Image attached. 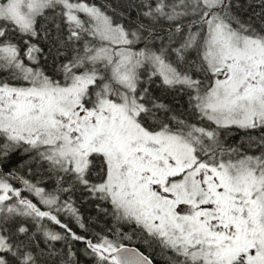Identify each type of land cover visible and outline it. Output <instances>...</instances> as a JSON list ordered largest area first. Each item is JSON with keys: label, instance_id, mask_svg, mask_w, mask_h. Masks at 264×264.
I'll return each mask as SVG.
<instances>
[{"label": "snow or ice", "instance_id": "snow-or-ice-1", "mask_svg": "<svg viewBox=\"0 0 264 264\" xmlns=\"http://www.w3.org/2000/svg\"><path fill=\"white\" fill-rule=\"evenodd\" d=\"M0 264H264V0H0Z\"/></svg>", "mask_w": 264, "mask_h": 264}]
</instances>
